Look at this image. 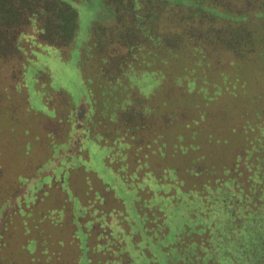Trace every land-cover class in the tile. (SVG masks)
<instances>
[{
    "label": "trees",
    "instance_id": "16d2710c",
    "mask_svg": "<svg viewBox=\"0 0 264 264\" xmlns=\"http://www.w3.org/2000/svg\"><path fill=\"white\" fill-rule=\"evenodd\" d=\"M80 1L88 0H0V56L16 55L21 58L19 60L20 71L14 74L19 77L20 81L16 80V85L11 87L16 91H23L24 88L28 91L24 73L31 66V69L33 68L36 72V88H41L42 84L47 88L48 82L51 80V70L48 66L35 64L43 55V52H38L37 49L38 47L47 49L67 47L68 58L74 53V58H77L78 70L82 74L81 77L86 88V98L78 106H75L71 101L69 102L68 94L60 89L59 92L64 93L61 94V96L63 95L62 100L67 102L66 110H61L64 118L56 119L53 107H50L54 110L53 117L45 115L48 117L46 118L43 114H39L44 117V125L50 123L57 126L61 125L63 121V125L71 127L74 123L81 122L82 106L87 107L84 113L86 117L83 119L86 123L81 128L84 135L80 137L77 150L68 151L69 148H67L66 151H62L63 153L59 152L56 149L59 145L60 147L73 146L75 140L58 145L55 143L54 134L47 130L46 141L49 142L50 148L47 147L48 151L42 156L39 155L40 158L37 157L38 161L36 160L34 164L35 145L38 146V143L43 142L40 132L42 127L28 128V125L31 127L37 124V117H32V115L31 119H24L20 126H16L21 119L13 105L6 99L9 94H0V129L2 130L1 121H4L6 124L4 130H7L8 127V135L10 134L11 138L27 141L32 139L29 136L35 135L34 133L39 134V137L36 135L35 137L40 138L31 146L28 142L29 148L26 151V157L32 153L29 156L31 160L28 165L25 164V168L23 167L22 171L26 172L22 173L21 171L18 176L21 183L16 184V176L11 181L13 185L10 186L11 193L9 195L2 193L1 197L5 203L20 195L24 190L23 197L27 196L36 183L40 184L36 186V191L32 194L33 198L29 199L26 204H34L37 199L43 203L53 201L55 197H52L50 193L42 198L43 193L40 195V191L43 187L39 186L54 182L46 177L51 174V170L59 167L62 163L70 171L77 167L76 173L79 174L78 176H82L84 166L81 168L79 165H83L82 160L89 162V156L86 159L82 152V148H86L84 139L88 137L86 138L88 141L93 139L99 146L109 148L104 157L105 165L113 167L111 169L115 173V178L119 177L128 188L136 190L134 194L136 199L131 203L135 205L141 217L138 216L141 228H137L132 233L129 225L132 220L127 221L126 213L123 212L121 216L115 215L109 208L110 204L119 207L124 205V210H126L124 200L116 196L115 191L108 187L109 184L104 183L101 178L96 176L93 183L98 186L95 188L101 191L96 192V198H94L93 194L88 191L87 184L80 188L78 182L75 183L76 188L72 189L73 195L77 194L84 203V206H81V211L85 212V217L80 220L85 221V225L89 229L86 232L77 233L81 238L83 235L82 242L80 238L78 239L80 242L74 241L72 246L76 253H79L80 245L87 250L90 248L91 258L88 264H130L131 260L124 244L125 239L130 243L133 242L137 247L139 239L144 241L145 253L153 256L148 264H158L159 262V249L155 250L158 257L148 249L158 242H161L160 248L165 256V264H264V46L259 45V40L264 38V0H260L263 3L258 5V11L251 17L245 15L236 17L217 9L216 6L221 4L220 0H102L100 11H98L105 12L107 17L109 14L110 20L119 16L122 20V13L124 15L127 12L133 14L129 25V29L132 31L130 40L126 41V51L120 57H111L110 54L100 50V45L102 46L106 39L103 37L104 34L102 36V24L97 17L99 12L94 14L97 19L92 20L85 38H77L79 11L76 3ZM163 8H182L188 18L192 12L193 16L189 19V25H192V22L205 23L208 21L210 26L207 30H213L211 24L214 21L210 19H214V13L228 16L221 17V23L223 20L227 22L226 26L231 23L236 31L235 34L244 35L245 40L241 37L237 38L238 43L229 46L227 43L232 40L224 38L220 33L221 35H218L220 41L225 40L227 43L217 47L215 46L217 41L212 38L208 41L199 34L200 29L193 32L185 31L180 36L175 33L176 27L171 32L177 34L178 37L172 33L170 37H174L167 40L165 39L167 32H161L160 29L162 15L158 16L159 11L162 12ZM107 17H104V20ZM163 18L165 23L167 17L163 16ZM29 25L34 26L35 34L25 31V27ZM144 25H146L145 31L143 30ZM92 32L94 38L91 36ZM141 34L145 38L143 41L139 40L137 43L140 44L137 45L135 43L137 35ZM143 42L146 43L141 44ZM29 45H34L37 48L31 49ZM28 46L29 54L27 55L25 49ZM73 46L76 47V51L71 53L70 50ZM93 46L98 47L97 53L91 52ZM230 53H234L236 56L234 58L236 61L232 62L237 66L235 74L230 73L231 66L222 67L218 64L215 65L214 62L226 60L227 58H223L222 54ZM50 55L60 57L62 60L68 59L66 57L63 59L55 52H50ZM112 58L119 59L121 64L115 68L112 67L109 65V60ZM91 61L95 62V68L94 62L91 63ZM200 65L204 66L203 69L206 72L205 89L202 90L203 94H206V91L208 94L205 103H189L186 107L192 109V115H188L189 111H185L186 107L182 105H180V109L174 106L175 110L168 113L167 109L170 110L167 101L160 97L161 94H167L162 87L166 81L167 73H170L174 82H179L182 81L181 74L185 72L186 67L190 68V72H195ZM178 69L180 70L179 75L175 74ZM89 73L108 82L111 94H93V88L89 84V81H92ZM197 76H195L196 79ZM174 82L172 81L173 85H175ZM199 83L201 82L199 81ZM187 84V89H182V91L193 93L195 80L187 79ZM131 86L136 87L140 93L142 91L146 95L144 98L151 101L150 110H153L155 117H158L162 112H167L166 115L162 113V117L164 115L165 123L169 124L167 127H171V139L174 137L179 142H186L184 145L182 143L175 144L176 150L178 146H181L183 147L181 153L186 155L184 159L187 166L185 172H180L177 166L172 164L164 167L163 174L157 175L154 171L143 168L147 161H144L143 164L141 162L136 164V159L131 158L129 150L127 151L130 144L123 141V137L119 134V125L126 126L125 128L131 133V130H135V128L133 129L134 124L136 123L137 126L140 124L138 113L135 112V103L128 97L129 90H125ZM4 90L7 92V88ZM121 91L127 94H123ZM27 94L30 95L31 100L29 91ZM27 94L25 97H27L28 103ZM212 94H220L216 99L221 95V98L229 96L235 98L237 94H247L241 103L247 108L236 111L233 109L223 111L219 107L213 108L212 101H209ZM174 98L180 99L186 98V96L181 95ZM190 98L189 96L187 99ZM175 102L180 101L176 100ZM241 104L237 106V109H243ZM69 105H71V110L69 118H67ZM173 105L177 104L173 103ZM25 110L28 117V106ZM40 115H38V119H42ZM58 120H61V123ZM203 122L208 125L202 127L200 124ZM142 123L145 122H141L142 128L147 127ZM185 123L189 125L187 129L182 125ZM167 130L169 131L168 128ZM159 133L156 135L158 136ZM131 136L134 137V134L131 133ZM207 141L215 142L220 147L214 143L208 144ZM204 145L208 146V150H204ZM187 148L199 151V156H188ZM221 149L223 152L220 151ZM214 151L213 156L211 154ZM72 153H79L80 161H76V157L69 156ZM61 156L64 157L62 163L58 160L55 161ZM39 159L43 160L42 163L39 162ZM197 159H200L202 165L200 169L204 171L198 178L199 181L195 182L193 179L191 183L186 184V174L190 166H192L190 173L199 169L193 168ZM50 160L52 164L46 166L50 173H41L38 178L37 173H33V176L29 175L30 177H28L29 167L35 165L39 172L45 165L44 162ZM200 169L197 171L198 173ZM227 172L233 173V175H225ZM217 174L219 176L214 177ZM71 181H75L74 178ZM54 183L58 189L63 191L62 185ZM198 183L200 184L197 188ZM67 187L70 188L69 185ZM103 188H106L107 191ZM145 188H149L150 191H142ZM152 194L156 200L150 203ZM57 200L58 198H55L53 201L54 208L58 205L63 209L68 207L67 213L64 209V214L60 216L72 212L73 203L67 200V195L64 198L60 197L58 203H56ZM19 206H21L20 203H17L15 208H19ZM53 207L50 210L37 208L33 214L29 213L28 215L34 218V222L37 220L40 226L44 224L42 221L45 220V217H49L55 211ZM19 209L22 210L21 215H25V210L22 207ZM174 210L177 212L173 224L174 220L171 216L174 214ZM89 213H91V217H89ZM154 213L155 217H153ZM70 219L76 221L73 216ZM122 220L126 221L128 228L123 225ZM47 221L52 227H56L59 242L61 236L65 239L70 230L74 229L75 232L73 225H70L71 229L69 230L63 226V222L59 223L58 220L52 222L50 219ZM57 225H62L61 229ZM93 228H98L99 232L91 236L90 230ZM124 228L127 232H123ZM171 229L175 231L174 238L169 243L163 241ZM43 230L42 228V237L47 234ZM48 235L51 234L48 233ZM71 239L72 237H70ZM44 241L45 238H42L41 243L43 244ZM26 246L27 244H23L22 247ZM60 248L62 249L61 246L58 247V252Z\"/></svg>",
    "mask_w": 264,
    "mask_h": 264
},
{
    "label": "rangeland",
    "instance_id": "374dc122",
    "mask_svg": "<svg viewBox=\"0 0 264 264\" xmlns=\"http://www.w3.org/2000/svg\"><path fill=\"white\" fill-rule=\"evenodd\" d=\"M101 1L102 0H88V1H80L76 3L77 10L79 11L77 38L79 39L85 38L91 27L92 20H96L98 17L103 28L102 36L104 34L103 37L106 39V42H104L102 46L100 45V50L104 53L110 54L111 57H120L123 54V52L126 51V45H127L126 41L130 40L129 37L131 36L130 33L132 31L129 29V25L131 23L130 20L131 17H133V14L131 12L126 11L127 13L125 15L122 13V20H120L121 16L116 18L117 20L116 19L110 20L111 18L109 14L107 17L105 12L102 11L99 12ZM219 2H221V4L216 6L217 9L221 11L223 10L227 12L228 15L231 14L232 16H236V17L240 15H245L249 17L253 16L259 9L258 5L263 3L262 1L260 2V0H220ZM96 12H99V14L97 15V17H94V14ZM159 15H162L160 29L161 32L162 31L167 32V34L165 35V39L167 40L168 39L170 40V38L174 36L175 37H178V35L182 36L185 31L193 32L199 29H200L199 34L204 36L205 39L209 41V39L212 38L214 39V41H217L215 43V46L217 47L221 46L224 43H227V41L225 40L220 41L218 35L221 34L224 38L226 39L230 38L232 40L230 43H227L229 46L236 45L238 43L237 38L241 37L244 38L245 40L244 35L235 34L236 31L232 27L233 25L231 23L229 26H226L227 22H225V20H223V23H221L220 18L228 17V16H223L214 13L213 14L214 19H210L214 21L211 24L213 26V30L212 29L207 30V28L210 26V22L208 21L205 23L192 22V25H189L190 23L189 19H191L193 13L191 12V16L188 18V16L186 17L185 11L182 8H171V9L163 8L162 12L159 11L158 16ZM163 16L167 17L165 23ZM104 17H107V19L104 20ZM203 24L204 26L202 27ZM175 27H176L175 33H178V35L177 34L175 35L174 32H171L175 30ZM25 28H26L25 31L29 32V34L36 33L35 32L36 30L32 25L26 26ZM145 29H146V25H144L143 30L145 31ZM263 30H264V25H263ZM172 33H174V36L170 37ZM91 36L92 38H94L93 32L91 33ZM144 38L145 37L142 34L137 35V39L135 43H137L139 40L143 41ZM144 43L146 42H143L141 44ZM139 44L140 43H137V45ZM259 45L264 46V38L259 40ZM29 46L31 49L34 47V45L32 46L29 45ZM29 46L26 47L25 49L27 51V55L29 54V50H28ZM66 48L67 47L47 49L44 47L43 48L38 47L37 51L38 52L42 51L43 55L40 56V59L37 60L35 64L39 63L41 66L42 65L48 66V68L51 70V80L48 82L49 84L47 85V88L43 86L44 84H42L41 88L38 87L36 88L35 86L36 72L33 70V68L31 69V66H29L28 67L29 70H26L24 75L26 80V86L28 88L29 93L31 94V100H30V95L27 94L28 91H26L25 88L23 89V91L21 90L16 91V89H13L11 87L16 85V80L20 81L19 77L14 75L18 71H20L19 70L20 69L19 60L21 59L20 56H16V55L0 56V89H1L0 94H7V93L9 94V97H7L6 99H8V102L11 105H13L19 118L21 119L20 123L17 124L16 126H20L23 123L24 119L27 118L31 119V115H32V117L34 116L37 117V124L31 127L28 125V128L37 129V126L42 127L40 132L43 142H41L40 144L38 143V146L35 145L36 151L34 155L36 157L34 158L35 159L33 162L34 164L36 163V160L40 158V156L45 154L48 151V148H50L49 142L46 141L47 130H50L54 134V138L56 140L55 143H57L58 145L69 141L73 142L75 140L73 146L68 145V147H60L59 145L58 148H56L59 152H62L63 150L66 151L67 148H69L68 151L77 150L78 143H80V137L84 135L83 131L81 130V128H83L84 124L86 123V121L85 120L83 121V119L86 117L84 113L87 107L84 106H82L83 112L81 113L82 118L80 120L81 121L80 123H74V125L70 127L63 125L64 122L62 121L61 123V120L60 121L58 120L59 123H61V125L56 126L50 123H46L44 125V117L46 116L53 117L54 115V110L50 107H53L55 109L54 117L56 119L64 118V114L63 115L61 114V110H66L67 102H64L62 100L63 95L61 96V94L64 93L59 92L60 89H63L66 92V94H68L69 102L71 101V103L75 106H78L80 102L84 98H86V93H85L86 88L81 77L82 74H80V71L78 70L77 58H74L75 53L71 54L68 58L69 53L67 52ZM97 48L98 47L93 46L91 48V52L97 53L96 52ZM70 51L71 53L75 52L76 47L73 46ZM50 52H55V54L61 55L63 59H65L64 57L68 59L62 60L60 57H55L53 55H50ZM218 55L220 56L219 52ZM222 56L223 58H227L226 60L230 63V65L225 59H222L221 61H214L216 63L215 65L218 64L219 66L222 67L231 66L230 73L235 74L237 66L236 64L234 65L232 64V62L236 61L234 59L236 57L235 54L234 53H230L228 55L222 54ZM118 60L119 59L117 58L115 59L112 58L111 60H109V65L115 68L116 66L121 64L120 63L121 61L119 62ZM92 62L94 61H91V63ZM94 68H95V62H94ZM203 68L204 66L200 65L195 72H190V68L187 69L186 67L185 72L181 74L182 81L179 82H174V79L170 77L171 76L170 73H167V76L165 78L166 81L162 86L167 94H161L160 97H163V100L167 101L170 110L168 111L167 109L168 113L169 112L172 113V111L175 110L174 106L180 109L181 107L180 105L186 107L189 103H193V104L205 103L208 94L207 91L205 92L206 94H203L202 91L203 89H205L204 84L206 79L205 77L206 72L205 69ZM175 74L179 75L180 70L179 69L176 70ZM196 75H198L197 79L195 78ZM90 78L92 79V81H89V84L91 88H93L92 90L93 94H111V91H109L110 89H108V85H109L108 82H105L101 78L95 77V75L93 76V74H90ZM187 79L195 80V88L193 89V93L191 94L182 91V89H187L188 86ZM172 81L175 83V85H173ZM199 81L201 83H199ZM4 88H7V92L6 90H4ZM125 90H129L128 97L131 98L132 102L135 103V108H136L135 112L138 113V117L140 118L141 116L140 119L138 118L140 124H138L137 126L135 121L133 127V129L135 128V130H131V133L134 134V137L131 136L129 130L125 128L126 126L124 127L119 125L120 126L119 134L123 137L122 140L127 141L130 144V147L127 149V151L129 150L131 158H133L134 160L136 159L135 160L136 164L138 162H141L143 164L144 161H147L143 168L146 170L150 169L155 173H157V175L163 174L164 167L171 166L172 164H175L180 172L182 173L185 172L186 171L185 167L187 166L185 164L184 159L186 155L181 153L183 147L178 146V149L176 150L175 144L182 143L184 145L186 144V142L185 141L179 142L174 137L171 139L170 136L171 127H167V125L169 124L165 123V120L163 119L164 115L162 117V113L166 115L167 112L166 111L162 112L159 114L158 117H155L153 110H150V106H152V103L150 100L144 98L146 95L143 94L142 91L140 93V91H138L136 87H132V86ZM121 93H123V91H121ZM26 94L28 95V103L26 101L27 97H25ZM47 94H51V95H47ZM123 94H127V93H123ZM163 95L167 97H171L173 99L164 98ZM181 95L186 96V98H180V99L174 98L175 96L180 97ZM219 95L220 94H212V98L209 100L212 101L211 104L213 108L219 107L223 111L230 109L236 111V110H244L246 107L243 106L241 103L244 96H246L247 94H237L235 98L234 97L232 98L231 96L226 98L224 97L221 98L222 96L221 95L220 98L216 99V97L217 96L219 97ZM189 96L191 98L187 99ZM213 99L217 101H214ZM173 100L175 101L178 100L180 102H175V101L172 102ZM173 103H176L177 105H173ZM240 104L242 105L243 109L242 108L237 109V106H239ZM27 106L29 111L28 117L25 110ZM70 110H71V105L68 106V111L66 114L67 118H69ZM185 111H189V113L187 114L192 115V109L186 107ZM39 113L43 114L44 117ZM37 114L40 115L42 119H38L39 117ZM135 119L137 120V117ZM142 121L145 122L142 124H146L147 127L142 128L143 127L141 126ZM1 122H2L1 123L2 130L0 129V264H11V262H14V264H88L91 258V255L89 254V252L91 251L90 248H88L87 250V248L80 245L79 253H76L74 246H72V244H74V241L78 242L79 241L78 239L81 238V236H79L77 233H81L82 231L86 232L89 229L87 228V225H85V221L80 220L85 217V212L81 211V206H84V203H82L81 199L77 196V194H75L76 196L73 195L72 189L74 190L76 188L75 183L77 182L80 188H82L85 184H87L88 191L93 194L94 198H96L95 193L101 191L100 189L95 188L98 186H95L93 183L96 179V176L101 178L104 183L109 184L108 187L111 190L113 189L116 193V196L119 197L120 199H123L125 202L126 210H124V205H121L122 207L121 208L118 205L116 206L115 204L113 205L110 204L109 208H111V211L114 212L115 215H119V216L123 215V212L126 213L128 219L127 221L130 222L129 219L132 220L131 224L129 223L132 233H134V230H136L137 228H141V221L139 219L140 215L137 211V208H135V205L131 203L132 200L136 199V197H134L136 190L134 188H130V187L128 188L126 184L123 181H121V179L118 176L117 177L119 179L115 178V173L112 170L113 167L108 166L109 167L108 168L105 165L104 157L107 154L109 148L99 146L98 143L93 139H90V141H88L86 139L88 137L84 139V143H86L85 144L86 148L85 147L84 149L82 148V152L84 153L86 159H88L89 156V162L82 160L83 165H79V167L81 168L82 166H84L83 175L78 176L79 174L76 173L77 167L76 169H73L71 171L68 168H66V166L63 165L62 163L64 157L61 156L59 157V159L55 157L56 159L55 158L53 159H55V161L57 160L61 161L62 164H60L59 167L55 168L54 170H51V174L46 178H49L51 181L53 180L54 182H57V184L59 185H62L63 191L58 189L54 182L52 183L50 182V184L45 186L44 185L39 186V187H43V189L41 188L42 190L40 191L41 192L40 195L43 193L41 195L42 198H44V196H46L47 193H50L52 197L58 198L56 203L59 202L60 197L64 198L67 195V200L70 203H73L72 212H70L67 215L60 216L64 214V209H65V213H67L68 207L66 206V208L63 209L58 205L56 206V208H54L53 201L55 198L51 202L48 201L43 203L41 200L37 199L34 204H30V205L26 204V202L29 199L33 198L32 194L34 193V191H36L35 190L36 186H38L40 183H36L34 188L28 192L29 194L27 196L23 197L25 191L24 190L22 191V193L19 192L20 195L9 199L5 203L4 199L1 197L2 193H5L7 195L11 193L10 186H13L11 181L14 180L16 176H17L16 184L21 183L18 176L23 170V167L25 168V164L28 165V162H30L29 160H31V158L29 156L30 154H32L29 153L28 157H26L27 155L26 151L28 150L29 146H31L32 143L39 141L40 138H37L39 137V134L37 133H34L37 137H35V135L29 136V138L32 139H28L27 141L11 138L10 137L11 135L10 134L8 135L9 133L8 127L7 130H4V128L6 129L5 122L4 121ZM205 123L206 122H203V124L200 125L202 127H206L208 123L206 124ZM182 125L186 127V129L189 127L187 123H185V125L184 124ZM167 128L169 129V131L167 130ZM157 133H159L158 136L156 135ZM28 142H30L29 146H27ZM147 143H149V145H147ZM207 143L208 144L214 143L216 145H219L215 142H210V141H207ZM204 150L205 151L208 150L207 145H204ZM220 151L223 152L222 149ZM131 153H133L134 155H132ZM187 153L188 156L191 155V157H197L200 154L199 151H192L188 148H187ZM146 154L148 157L146 156ZM214 154L215 151L211 155L214 156ZM69 156L73 158L76 157L77 158L76 161H80L78 157L81 158L79 153L76 154L72 153ZM39 160H40L39 162L42 163L43 160L41 159ZM44 163L45 165L39 172L38 169L35 168V165L29 168L27 167L29 171V173H27L28 177L33 176V173H37L36 175L37 178L38 175L39 177L41 176L40 175L41 173L42 174H46L47 172L50 173L49 169H47L46 166L51 165L52 161L50 160ZM53 164L55 165V163ZM140 168H142V166H140ZM193 168H199V169L202 168L200 159L195 160V165L193 166ZM199 169L197 171H199ZM191 170H192V166H190L189 171L187 172V174L189 175L186 174V180H187L186 184L191 183L193 179L195 182L199 181L198 178L201 176V174L204 171L203 169L202 170L200 169L199 173L197 171L190 173ZM25 172H26L25 170L22 171V173ZM89 173L91 175H88ZM229 174L233 175V173H229V172H227L225 175H229ZM218 176L219 174L215 175L214 177H218ZM73 178L75 181H71L73 180ZM32 181L35 182L34 180ZM199 184L200 183L196 185L197 188ZM67 185H69L70 188H68ZM71 185L73 186L71 187ZM103 190L107 191L106 188H103ZM144 190L150 191L149 188L142 189V191ZM115 193L113 192L114 195ZM154 200L156 199L155 196L152 194L150 203ZM17 203H20L21 205L19 206V208L22 207L25 210L24 211L25 215L24 214L21 215L22 214L21 209L15 208ZM146 203H148L147 200ZM52 207L55 209V211L53 212L51 211L52 212L51 215L49 217H45V220L42 221L44 222V224L40 226L38 225L39 222L37 220L34 222V218L28 215L29 213L33 214V212H35L37 208L50 210V208ZM145 207H148V205H145ZM157 212L160 211L157 210ZM176 212L177 211L174 210V214L171 216L172 220H174L173 224L175 223L174 217L176 216ZM72 216L73 218H76V221L74 220L72 221L70 219ZM89 217H91V213H89ZM153 217H155V213L153 214ZM47 219L52 220V222L56 220H58L59 223L63 222V226H65V228H68L69 230L71 229L70 225H73L75 228V232L74 229L70 230L69 233L66 234L65 239L61 236L59 242L58 241L59 236L56 234V227L55 228L54 226L52 227L48 223ZM122 223L123 225H126V221L122 220ZM57 226L59 229H61L62 225H57ZM42 228L44 229L43 231L47 233L44 235V237L41 236L43 234V232L41 231ZM126 228H128L127 225ZM98 232H99L98 228H93L90 230L91 236L94 233L98 234ZM123 232H127L125 228L123 229ZM48 233L51 235L49 236ZM174 236H175V231L174 229H171L167 232L166 236L163 238V241H168L169 243L170 241H172ZM70 237H72L71 240ZM42 238H45L43 244L41 243ZM82 239H83V235L81 238V242ZM138 241H139L138 247L134 245L133 242L130 243L127 239H125L124 241L125 248L128 251L131 260L130 264H148L151 260V257L153 258V256L152 255L149 256L145 253L144 241L142 239H139ZM23 244H27V246L23 248L22 247ZM60 246L62 247V249L60 248L58 252V247ZM160 247H161V242H158L157 244H154L151 248L148 247V249L152 254L154 253L157 257H158V255L156 254L157 251L155 250L159 249L158 264H165L164 262L165 256L163 255Z\"/></svg>",
    "mask_w": 264,
    "mask_h": 264
}]
</instances>
